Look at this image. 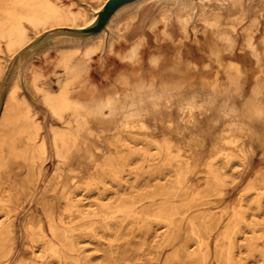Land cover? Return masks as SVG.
Here are the masks:
<instances>
[{"label": "bare ground", "instance_id": "6f19581e", "mask_svg": "<svg viewBox=\"0 0 264 264\" xmlns=\"http://www.w3.org/2000/svg\"><path fill=\"white\" fill-rule=\"evenodd\" d=\"M106 1L104 0L98 7L85 4L84 8L75 6L73 0H0V81L5 75L9 61L38 35L56 27L84 28L94 22L96 13ZM143 1L145 0H135L119 7L111 15L106 26L96 33L84 38L55 39L45 44L28 57L23 78L19 72L11 76L0 107V180L1 173L5 172V182L12 183L11 189L14 194L9 193L7 198L1 199V205H10L13 197L29 193L33 185V171H27L23 178L17 180L7 169L10 165L9 160L23 158L26 160V166L33 168L37 160L42 162L48 157L47 140L42 133L41 120L37 117L38 110L33 108L32 101L23 90V84L39 98L50 114L52 121L47 125L49 143L58 164L84 131L90 135H98L99 132L88 126L91 119L114 121V126L109 130L115 141L125 140L126 137L131 140H150L153 136L144 118L150 111L160 109L169 111L172 107L177 109L183 120L191 117L195 110H199V114L206 118L213 112L220 116H231L230 126L218 133L212 149H217L218 152L229 149L232 153L223 152L202 160L199 153H181L180 147L170 141L168 136H162L158 145H162L160 142L165 144L166 152L163 154L165 160L161 163L151 162L147 166H138L145 170L130 171L136 176L145 174L144 184L157 177H151L156 168L169 166L174 168L172 174L175 175L178 188L186 185L191 173H200L204 180H212L214 188H217L223 176L230 170L228 167L234 165L233 160L243 155V150L237 143V136L233 133L242 127L240 117L264 124V21L260 23L257 14L247 15L242 0H229L236 12L226 18L219 9L206 14L202 9V3L208 0H175L179 7L186 10L185 14L177 16L184 36L192 10L197 12L202 40L196 37L194 28L193 51L185 52L181 46V39H178L173 54L153 52L144 65L139 63L144 37L138 36L125 50L118 51L117 54L125 62L124 65L132 68L138 66L136 69L117 74L101 86L90 83L88 78L90 62L100 50L101 36L104 35L107 39L114 19ZM217 1L222 3L226 0ZM165 20H156L151 26L154 28L161 24L158 35L161 39L170 41L171 36L165 30ZM80 21L84 22L80 24ZM29 30L38 33L31 36ZM69 45L85 46L65 47L56 51L55 65L61 70L59 75L61 78L56 80L57 89L50 90L42 82L44 74L41 69L33 66L30 61L48 48ZM3 53L11 54L5 67ZM111 53H115L112 41L109 43L107 55ZM237 99L240 101L241 109L234 104ZM165 127L173 129V126ZM176 132L179 133L180 130ZM21 140L24 146L18 149L17 143ZM217 142H222L226 147H217ZM172 147L176 152L171 153ZM117 156L115 152L111 154V158ZM123 165L121 162L114 164L111 159L95 163L97 169L91 173L93 175H90V179L98 180L104 174L115 178L122 171L113 168ZM166 174L164 173L160 179ZM73 178L72 175H65L52 183L50 189L58 201H63V205L56 212L51 202L43 201L48 234L41 225H38V239L45 251L53 253L58 258L64 256L63 252L71 235L68 229L72 230L73 219L90 214L89 210L83 208L90 202L89 197L93 196L94 200L99 201L97 203L102 207L100 217L110 220L121 218L138 220L147 209L155 205L157 193L153 191L140 193L136 198L130 197L129 200L119 199L117 194L122 177H119L120 181L116 182L117 186L114 189L117 197L107 202L103 201V195L108 188L93 186L96 189L93 194L78 196L75 190L81 187L80 182L74 181ZM86 201L88 202L85 203ZM175 213V207L167 205L158 207L149 216L164 222L169 231L174 226ZM201 221L204 236L193 218L186 220L190 232L196 238L198 260L202 264H207L208 237L218 222L212 219L210 214L203 215ZM28 222L30 220L24 217V224ZM24 230L29 241H35L31 235L30 223L25 225ZM13 232L10 217L0 223V264H5L9 259L14 240ZM228 253L225 259L229 264ZM188 255H193V252H188ZM28 263L17 261L14 264ZM29 264L49 262L39 263L32 260Z\"/></svg>", "mask_w": 264, "mask_h": 264}, {"label": "rangeland", "instance_id": "374dc122", "mask_svg": "<svg viewBox=\"0 0 264 264\" xmlns=\"http://www.w3.org/2000/svg\"><path fill=\"white\" fill-rule=\"evenodd\" d=\"M73 1L75 6L86 8L85 4L98 7L104 0ZM242 5L247 15L257 14L260 23H263L264 0H242ZM202 9L206 14L219 9L225 18L236 12L229 0L222 3L217 0L204 1ZM185 11L176 4L175 0H145L118 15L111 24L107 39L104 35L101 36V47L90 62L88 78L101 86L117 74L136 69L138 66L132 68V66L124 65L125 62L117 54L118 51L125 50L138 36L144 37L142 57L139 62L144 65L153 52L163 51L173 54L178 45V39H181V46L185 52L193 51L194 28H196V37L202 40L200 24L197 12L193 9L186 24V36H184L177 16L185 14ZM160 19H166L165 30L171 36L170 41L161 39L158 35L161 24L154 28L151 26L154 21ZM29 32L31 36L38 33L32 30ZM88 35L60 30L45 31L17 52L9 61L5 75L0 81V107L11 76L19 72L21 78L24 77L25 64L31 54H35L38 49L55 39L84 38ZM111 41L115 53L107 55ZM85 45L48 48L30 62L41 69L44 74L42 82L54 91L58 86L56 80L61 78L59 76L61 70L55 65L56 51L65 47L83 48ZM10 55L2 54L4 67ZM23 90L34 103L31 102L33 108L38 110L37 117L41 120L42 133L47 140L48 157L42 162L37 160L33 168L26 166V160L23 158L9 160L10 165L7 169L17 180L23 178L27 171H33V185L29 193L13 197L10 205L0 204V223L10 217L14 228L11 253L5 264H14L17 261L30 263L32 260L39 263L45 261L49 264H202L198 260L196 238L190 232L186 220L193 218L204 236L201 218L205 214H210L212 219L218 222L208 237L207 264H228L225 259L228 252L229 264H264V124L262 122L247 121L245 117H240L242 127L233 133L237 136V143L242 148L243 155L233 160L234 165L231 168L228 167L231 171L229 170L223 176L217 188H214L212 180H204L200 173H191L186 185L178 188L175 175L172 174L174 168L169 166L156 168L151 177H157L151 178L150 182L144 184L145 174L136 176L130 171L145 170L138 166H147L151 162L161 163L165 160L163 155L166 152L165 144L160 142L163 146L158 145L162 136H168L170 141L180 147L181 153H199L202 155V160L223 152L232 153L229 149H222L219 152L217 149H212L218 133L230 126L231 116H220L213 112L206 118L203 114H199V110H195L191 117L183 120L175 107L169 111L166 109L150 111L144 118V122L148 125L153 138L131 140L126 137L122 141H115L109 130L114 126V121L91 119L88 126H91L95 132H99L98 135H90L84 131L58 164L49 143L47 125L52 121L50 114L25 84H23ZM234 104L241 109L238 99ZM165 126H173V129L169 130ZM178 130H180L179 133L176 132ZM217 143V147H226L222 142ZM17 146L18 149H22L24 142L19 141ZM113 152L118 156L111 158ZM174 152L176 149L172 147L171 153ZM107 159H111L114 164L123 163L122 167L113 168L122 172L115 178L104 174L98 180L90 179V175H93L91 173L97 169L95 163ZM198 168L200 169L201 166ZM164 173H167L166 176L160 179ZM1 174L0 202L1 199L7 198L9 193L14 194L11 189L12 183L5 182L6 173ZM65 175H72L74 181L80 182L81 187L75 190L78 196L93 194L96 190L93 186L108 188L103 195L105 202L117 195L119 199L129 200L130 197L136 198L140 193L153 191L157 193L155 205L147 209L138 220L130 218L110 220L100 217L102 207L97 203L99 201L94 200L93 196L89 197L90 202L86 201L87 204L83 208L89 210L90 214L73 219L72 230L68 229L71 235L67 240L64 256L58 258L53 253L45 251L38 239V225H41L48 234L43 201L51 202L56 212L61 209L63 201H58L50 188L56 179L63 178ZM119 177L123 179L120 181ZM118 181L121 182V186L116 195L114 189ZM167 205L174 206L176 209L175 223L169 231L164 222L149 216L158 207ZM29 216L31 218H28ZM24 217H27L30 222L24 224ZM29 223L31 235L35 238V241L31 242L24 230L25 225ZM178 228L181 229L178 230ZM188 252H193V255H188Z\"/></svg>", "mask_w": 264, "mask_h": 264}, {"label": "water", "instance_id": "95a60500", "mask_svg": "<svg viewBox=\"0 0 264 264\" xmlns=\"http://www.w3.org/2000/svg\"><path fill=\"white\" fill-rule=\"evenodd\" d=\"M135 0H107L102 8L96 13V18L94 22L84 28H67V27H56L47 31H65V32H75L82 35H88L96 33L97 31L104 28L111 17V15L121 6L131 3Z\"/></svg>", "mask_w": 264, "mask_h": 264}, {"label": "crops", "instance_id": "0c3cea01", "mask_svg": "<svg viewBox=\"0 0 264 264\" xmlns=\"http://www.w3.org/2000/svg\"><path fill=\"white\" fill-rule=\"evenodd\" d=\"M89 82H90V83H93L90 79H89Z\"/></svg>", "mask_w": 264, "mask_h": 264}]
</instances>
